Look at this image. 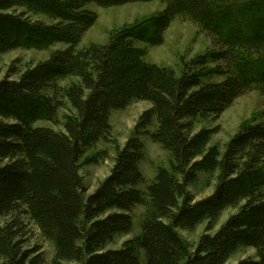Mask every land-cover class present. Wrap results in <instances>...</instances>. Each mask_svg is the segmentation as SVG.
Segmentation results:
<instances>
[{
    "label": "trees",
    "instance_id": "16d2710c",
    "mask_svg": "<svg viewBox=\"0 0 264 264\" xmlns=\"http://www.w3.org/2000/svg\"><path fill=\"white\" fill-rule=\"evenodd\" d=\"M152 1L70 0L69 6L79 11L88 4L105 9ZM159 1L163 10L146 23L79 47L96 20L84 10L85 25L78 31L69 26L74 35L62 39L65 48L23 71L12 64L0 79V264L43 263L40 245L28 244V225L52 243L50 264H226L241 248H253L255 256L236 264H264V109L262 120L241 127L223 151L210 143L216 127L196 128L238 97L264 94V0ZM28 6L29 0H0V53L18 46L6 23L15 25L24 14L6 12ZM175 18L192 22L211 42L210 51L181 71L146 62L145 49L136 46L161 45ZM139 101L149 107L123 147L113 140L110 172L87 194L82 165L107 157L105 150L87 152L109 141L113 110ZM39 120L60 129L36 125ZM142 134L169 154V167L157 168L146 192L138 188ZM201 172L216 183L209 197L195 201L188 187ZM138 204L147 206L140 233L107 249L115 236L131 231L130 212ZM229 208L236 213L209 233ZM204 222L205 233L190 248L178 230Z\"/></svg>",
    "mask_w": 264,
    "mask_h": 264
},
{
    "label": "rangeland",
    "instance_id": "374dc122",
    "mask_svg": "<svg viewBox=\"0 0 264 264\" xmlns=\"http://www.w3.org/2000/svg\"><path fill=\"white\" fill-rule=\"evenodd\" d=\"M70 0H29L28 9L17 8L7 11L11 17H19L15 25L6 23L8 32L14 35L18 46L0 53V79L4 78L13 64L19 71L29 66L45 62L51 53L65 48L67 44L62 39L73 38L67 29L75 26L78 31L85 25L81 15L85 11L96 14V20L82 34L79 47L91 43H106L110 36L123 28L132 27L135 24H144L155 15L160 13L164 4L159 0L148 3H131L123 6L100 8L95 4H88L83 9L72 10L69 6ZM85 10V11H84ZM70 26V27H69ZM60 40L62 41H59ZM68 38V39H69ZM138 48L146 51L144 60L157 66H170L176 71H181L185 64H189L195 57L204 55L211 49L210 40L197 29L192 22L175 18L164 32L163 43L157 46H150L145 42H137ZM213 66V65H210ZM18 74L11 75V79H17ZM213 79H217L216 76ZM68 79L59 81V85H66ZM15 104V103H13ZM149 107L146 102H135L124 109L113 110L110 115L111 137L109 141L100 140L95 148L87 152V156H93L100 151H106L105 159H98L95 162L84 163L80 169L87 194L92 193L110 172L115 156L113 140L120 147L133 135L136 123L141 113ZM264 109V94L258 91L248 92L237 99L216 119L199 121L196 128L201 127L217 128V132L211 138V145H218L223 151L224 145L230 138L245 124L261 121V113ZM63 112L60 114L62 115ZM59 114V115H60ZM60 115V119H61ZM155 121L148 130H154ZM36 125H44L60 129L48 121L39 120ZM143 144L144 157L139 163V170L144 178L138 188L146 192L148 185L154 179L157 168L169 167V154L163 147L153 141L149 135L139 136ZM112 140V141H111ZM216 183L215 176L205 172L198 174L196 182L189 185L188 190L194 196L195 201L209 197ZM147 206L144 204L135 205L130 212L132 217V228L127 234L115 236L113 241L106 248H119L124 241L137 236L141 231V224L146 213ZM236 208H229L223 211L217 220L212 231L215 233L229 216L235 214ZM206 222L199 224L193 230H178L182 240L194 248L200 237L205 233ZM28 244L40 245L43 263L50 264L54 256V248L51 242L42 239L33 226L28 225ZM253 248H241L228 259L226 264H236L241 259L254 257ZM143 263V253L140 254ZM63 264H75L64 262Z\"/></svg>",
    "mask_w": 264,
    "mask_h": 264
}]
</instances>
